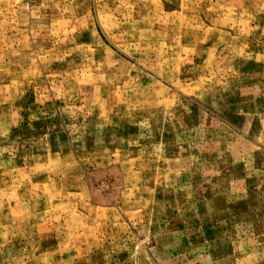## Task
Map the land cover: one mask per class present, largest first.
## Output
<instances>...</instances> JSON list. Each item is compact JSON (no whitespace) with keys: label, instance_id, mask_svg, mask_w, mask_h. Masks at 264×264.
Returning a JSON list of instances; mask_svg holds the SVG:
<instances>
[{"label":"rangeland","instance_id":"374dc122","mask_svg":"<svg viewBox=\"0 0 264 264\" xmlns=\"http://www.w3.org/2000/svg\"><path fill=\"white\" fill-rule=\"evenodd\" d=\"M0 264H264V0H0Z\"/></svg>","mask_w":264,"mask_h":264}]
</instances>
